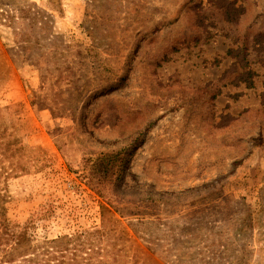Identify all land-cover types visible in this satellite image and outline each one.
<instances>
[{"label": "rangeland", "instance_id": "obj_1", "mask_svg": "<svg viewBox=\"0 0 264 264\" xmlns=\"http://www.w3.org/2000/svg\"><path fill=\"white\" fill-rule=\"evenodd\" d=\"M259 53L264 0H0V264H264Z\"/></svg>", "mask_w": 264, "mask_h": 264}, {"label": "trees", "instance_id": "obj_2", "mask_svg": "<svg viewBox=\"0 0 264 264\" xmlns=\"http://www.w3.org/2000/svg\"><path fill=\"white\" fill-rule=\"evenodd\" d=\"M198 21L199 23L202 25V22H203V19L201 17L198 18ZM206 33V36H205V39H204V42H209L210 39L212 38V32H205ZM195 44H198L200 43L201 41V38L200 36H196L195 38ZM180 45H181V42H180ZM179 45V46H180ZM179 46H175L174 48H172V51H177L179 49ZM228 54L229 55H232L234 58H236V62L241 64L243 67L247 65V54H246V47L244 46V44L240 45L239 47H237L236 50H229L228 51ZM166 58L168 56H166V54L164 55ZM259 62H264V53H259L258 54V59ZM248 76L250 77V73H248ZM238 81H244L246 82L245 80H238ZM119 87V84H114L112 86H110V88H108V92L110 91H113V90H116L117 88ZM118 156H108V155H104L102 157V159L100 160V165H98L101 169V173H103V176L104 177H107L109 175H113L114 174V166H111V164L114 165V162H116L118 160ZM107 162V164L105 163ZM125 171V168H121L120 169V172H124Z\"/></svg>", "mask_w": 264, "mask_h": 264}]
</instances>
